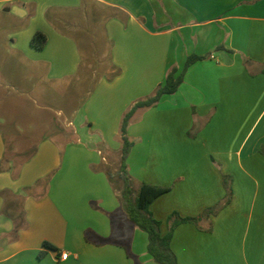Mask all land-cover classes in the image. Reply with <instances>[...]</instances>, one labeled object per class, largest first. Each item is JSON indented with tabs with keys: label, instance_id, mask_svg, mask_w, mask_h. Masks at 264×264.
<instances>
[{
	"label": "crops",
	"instance_id": "1",
	"mask_svg": "<svg viewBox=\"0 0 264 264\" xmlns=\"http://www.w3.org/2000/svg\"><path fill=\"white\" fill-rule=\"evenodd\" d=\"M101 20L121 72L65 115L80 147L70 144L61 158L57 135H29L0 116V160L6 126L39 139L18 169L10 161L0 171V264H159L105 175L115 153L94 145L119 139L124 113L192 54L204 58L179 89L135 112L129 173L136 186L172 187L150 206L163 235L173 212L197 217L223 202L229 177L231 202L198 225H179L171 247L179 264H264V0H0V87L21 99L74 80L83 67L74 34ZM37 31L48 37L41 50L31 45ZM21 107L33 115L31 102ZM45 241L57 250L40 257Z\"/></svg>",
	"mask_w": 264,
	"mask_h": 264
},
{
	"label": "rangeland",
	"instance_id": "2",
	"mask_svg": "<svg viewBox=\"0 0 264 264\" xmlns=\"http://www.w3.org/2000/svg\"><path fill=\"white\" fill-rule=\"evenodd\" d=\"M80 24L81 29L87 31L88 35L84 36L81 32L74 34L83 55V67L77 78L71 81L39 85V91L26 93L21 99L18 98L17 93L11 86H6L4 83L0 87V116H5L6 120L13 126H18L17 123L20 122L19 127H26V131H24L29 135H31V132L36 136L57 135V144L61 146V158L65 157L66 149L70 144L80 147L75 129L73 126L68 125L65 115L69 114L74 106L82 108L99 82L104 78L109 80V77L115 72L109 66L111 45L107 42L105 23L101 20L100 23L83 21ZM4 50V48L3 50L0 48V53H6ZM23 99L31 102L33 106L32 116L27 115L28 109L21 107ZM60 108H63L65 114L59 112ZM18 119H21V121H18ZM38 119L40 121L39 125L36 123ZM5 130L8 138L7 156L10 159L20 163L28 157V154L34 152L39 139H25L11 130V126H6ZM89 130L91 131V129ZM130 141L132 144L130 152L132 149L137 151V139L130 138ZM83 144L85 145L84 142ZM110 145L111 147H109ZM122 145L121 138H113L108 141L101 138L96 141L94 146L104 156H109L111 152L115 153L112 159L115 163H118V155L122 150ZM109 167L112 174L109 177L105 172V175L113 189L114 186H120L121 179L117 172L118 166L111 163ZM113 191L115 193L114 189ZM115 195L117 194L115 193Z\"/></svg>",
	"mask_w": 264,
	"mask_h": 264
},
{
	"label": "trees",
	"instance_id": "3",
	"mask_svg": "<svg viewBox=\"0 0 264 264\" xmlns=\"http://www.w3.org/2000/svg\"><path fill=\"white\" fill-rule=\"evenodd\" d=\"M96 7H98V9L100 10H103V12L101 11V15L104 19V17L106 16V13H104L105 7L98 3H96ZM93 17L96 19V12L93 14ZM82 35L86 36L85 34ZM47 41V35L41 31H37L31 39V45L34 48L41 50L46 46ZM203 58L204 57L202 56L192 54L187 58L181 70H179L177 67L172 68L168 73L165 81L155 89V92L151 96L134 102L131 107L124 113L121 121L120 138L123 145L122 150L119 154V161L117 163V172L120 176L121 184L119 187L114 186L113 189L115 190V193L117 194V197L120 201L121 210L123 211V213L134 225L147 233L149 239L148 252L159 264H179L177 256L171 247V241L175 229L183 223H194L195 225H198L201 220L209 218L212 215H216L219 210H221L225 205L229 204L232 199L231 180L229 177H223V183L227 191V195L223 202L215 205L214 207L206 209L201 215L197 217H182L178 212H173L168 217L169 230L165 235H163L161 232V221H159L154 216L150 206L159 197L170 192L172 187L157 186L145 182L139 183V185L136 186V180L129 173L127 164V157L132 145L130 138L128 137V128L131 124L135 112L138 109L152 107L159 102L162 96L167 94H174L183 83L185 74L188 69ZM109 66L111 70H115L114 74L109 77V80L111 81L120 74L121 70L116 65H114L111 60L109 61ZM195 130L193 129V131L189 132V134L195 135ZM30 157L31 155L25 158L22 162L18 163L10 159L6 153L3 159L0 160V171L5 169V166L10 161H13L15 165L14 168L18 169ZM109 168V165H107V167L105 168V172H107V175H109L110 177L112 172ZM14 175L17 176L18 171L15 172ZM46 180L48 181V179ZM86 238L87 240H90L88 234L86 235ZM106 242L108 241H104V243ZM43 246L44 250L39 253L40 257L44 256L47 250H57V247L48 241H45L43 243Z\"/></svg>",
	"mask_w": 264,
	"mask_h": 264
},
{
	"label": "built area",
	"instance_id": "4",
	"mask_svg": "<svg viewBox=\"0 0 264 264\" xmlns=\"http://www.w3.org/2000/svg\"><path fill=\"white\" fill-rule=\"evenodd\" d=\"M68 257V253H62L61 254V259H66Z\"/></svg>",
	"mask_w": 264,
	"mask_h": 264
}]
</instances>
